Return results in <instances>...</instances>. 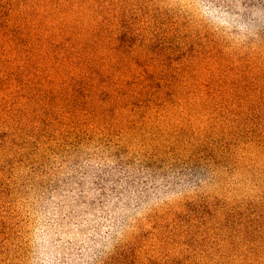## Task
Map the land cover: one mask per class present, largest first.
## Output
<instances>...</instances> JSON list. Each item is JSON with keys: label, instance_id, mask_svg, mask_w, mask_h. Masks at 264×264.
<instances>
[{"label": "rangeland", "instance_id": "obj_1", "mask_svg": "<svg viewBox=\"0 0 264 264\" xmlns=\"http://www.w3.org/2000/svg\"><path fill=\"white\" fill-rule=\"evenodd\" d=\"M0 264H264V0H0Z\"/></svg>", "mask_w": 264, "mask_h": 264}]
</instances>
